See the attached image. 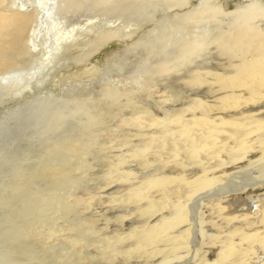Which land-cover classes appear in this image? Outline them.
Wrapping results in <instances>:
<instances>
[{"label": "rangeland", "instance_id": "1", "mask_svg": "<svg viewBox=\"0 0 264 264\" xmlns=\"http://www.w3.org/2000/svg\"><path fill=\"white\" fill-rule=\"evenodd\" d=\"M25 1L37 6L38 0ZM46 1L44 10L39 7L40 20L34 25L33 33L40 55L26 72L19 70L0 79V264H37L38 258L42 264H157L165 257L173 260L193 251L188 257L191 261L185 263L191 264L196 251L205 243L199 242L191 250L193 221L189 207L177 212L182 221L167 232L170 237L178 236L189 228L188 248L167 257L172 242L157 241L150 247L151 251L147 249L149 254L123 258L118 253L133 244L134 238L127 239L132 229L152 225L162 216L170 218L172 209L184 200L183 186L174 182L167 193L160 188L142 187L151 175L161 178L181 168L174 166L167 152L148 143L155 129L125 125L124 120L138 115L142 109L154 113L153 101L161 95L168 96L177 105L185 102V95H219L214 87L192 86L189 80L191 71L198 67L217 72L225 70L221 69L224 58H219L217 49L209 42L214 35L212 23L203 21L194 25L176 18L195 9L200 0H190L189 5L180 9L166 8L164 0H117L105 5L94 0L77 9L76 3L61 8V0ZM209 4L221 16L251 5L260 11L264 9V0H209ZM195 38L199 42L194 44ZM159 66L167 67L168 72L154 73ZM67 141L78 142L79 148L72 155L51 150L53 144L63 145ZM136 148L145 150V158L133 156ZM53 162L64 168L66 163L67 168L61 169L66 174L71 170L70 174L58 182L44 175L42 178V165ZM237 169L224 165L221 169L224 174L218 170L210 179ZM138 188H142L139 201L129 200L127 194ZM206 200L201 203L215 202ZM263 201L249 189L230 194L222 202L226 209L206 213L208 225L203 230L215 236L211 240L213 244L204 247L209 250V262H229V259L216 258L217 246L223 242L229 241L234 252L248 246L238 240L240 232L232 236L228 233L232 229L263 235V227L257 225L254 229L258 230L249 232L242 221L243 215H249L259 222ZM149 203L155 210L151 218L140 214ZM244 208L245 211H240ZM84 218H91L94 223L80 225ZM226 218L236 219L228 223ZM29 226L33 228V237L23 232ZM200 230L199 227L198 234ZM107 237L124 240L107 249L117 248L110 262L103 261L100 255ZM68 238L79 241L74 244L75 249L66 242ZM250 246L257 253L246 256L244 264H263L264 254L257 250L255 243ZM29 248L32 253L36 251L35 256L30 255ZM157 250L161 253L156 255Z\"/></svg>", "mask_w": 264, "mask_h": 264}, {"label": "bare ground", "instance_id": "2", "mask_svg": "<svg viewBox=\"0 0 264 264\" xmlns=\"http://www.w3.org/2000/svg\"><path fill=\"white\" fill-rule=\"evenodd\" d=\"M92 1L94 0H61V8L70 7L75 3L76 9L82 8ZM99 1L105 5L109 2L115 3L117 0ZM189 2L190 0H164L165 7L169 9L175 7L180 9L189 5ZM47 4L46 0H38L37 6L31 5L30 2L25 0H0V79H4L19 70H21V72H26L25 70L29 69L36 57L40 55V49H37L33 42L34 25L40 20L39 9L41 8L44 10ZM118 6L120 7L121 5ZM25 7V10H20V8ZM118 9L119 8H117V10ZM176 18L194 25L203 21L212 23L214 35L211 37V40L209 39V42L217 49L218 53L216 54L219 58H224L225 62L222 64L221 69L225 70L223 72H217L212 69L209 71L208 69L206 70L198 67L191 71L189 80L190 84L196 87L210 85L214 87L215 92L219 95H198V93L197 95H185L183 97L185 102H181L178 105L174 104L168 96L161 95L156 97L153 101L154 113L148 111V109H142L140 113L137 112L138 115H130V118L124 120L125 125L136 124L144 127V129L146 128V130L147 128L155 129L156 132L154 131L155 133H151L152 135L149 136L148 143L157 145L161 152L162 150L167 152V157L175 164L174 166L177 167V169L181 168L180 171H173L161 178H153L154 176L152 177L151 175L150 179H146L142 184V187L160 188L163 192L167 193V191L171 189V183L174 182L183 186L184 200L183 203L178 206L179 208L174 207L172 209L170 218L162 216L159 221H156L152 225H142L132 229L127 239L134 238L133 244L130 245L127 250L120 251L118 254L123 256V258H127L128 255L145 254L148 253L147 249H150L155 242L161 241L172 242L168 254L165 255L168 257V255L175 251L188 248V240L192 230L190 241L191 250H193L194 245L199 242L205 244L202 245L203 247L201 246V250L199 248V250L196 251L191 264H214V262H209L207 260V252L209 250H204L205 246L213 244L211 240L215 237L214 234H207L206 231L203 230V227L208 225V221L205 220L206 213L210 212L212 209H216L219 212L226 209L222 206V202H224L230 194L236 195L249 189L254 191L256 196L261 198V200L262 198L264 199V9L260 11L254 5H251L247 6L245 10H237L228 16H221L218 11L210 6L209 0H200L195 9L181 16L179 14ZM209 36L211 35L209 34ZM198 42V38L193 39L194 44ZM190 69L193 68L190 67ZM168 70L169 69L165 66H159L155 69L154 73L166 74ZM21 72L18 74H21ZM177 96L179 97V95ZM157 115H162L163 118H159ZM55 117L57 116L55 115ZM47 120L45 119L46 122ZM137 129L140 130L139 127ZM64 142L63 145L53 144L54 149H50L56 153L60 151L67 155H72L79 148L78 142ZM140 144H143V142ZM146 145L147 144H145L144 149L147 147ZM141 148H143V146ZM144 149L136 148L133 150V156L138 159L143 158V156L145 158ZM47 151L46 149V152ZM178 151H181L180 157H178ZM55 152H53V154H55ZM53 157H56V155ZM57 158L58 156L56 159ZM118 160L117 162H119ZM211 162L213 165H209ZM224 165L232 166L233 168L237 167L238 169L222 177L217 176V178L212 177L210 179V176H214L215 172L218 170L220 173L224 174L221 170ZM61 168L64 167L60 166L59 163L53 162V164L42 165L41 170L38 169L36 173L40 170V174H42L41 177L44 175L53 182H58L60 178L66 174ZM66 168L65 163L64 169ZM69 171L71 170L67 171L68 174H70ZM68 174H66V176ZM212 179L213 181H211ZM232 187H235V189H233L234 191L228 192L227 190H230L229 188ZM141 189L142 188H138L136 191H132L129 194L126 192L127 198L129 200L134 199L136 202L139 201V197L141 198V196H139V191H141ZM204 199H211V201L215 200V202L211 204L208 202L201 203ZM261 205L259 222L256 223L251 219L252 216L250 217L249 215H243L242 221L249 228V232L258 230L254 229L255 226L263 227V235L246 233L240 228H234L231 231L228 230L231 236L236 232H240L238 240L240 242H246L248 246L239 248V250L234 252L232 250L233 246L229 241L227 243L223 242L217 246L218 252L216 253V258L218 260L229 259L227 264H240L244 261L246 256H252L257 253L254 251V248L250 246L253 243L257 245V250L264 254V201ZM186 207H189L190 219L193 221L191 230L188 228L180 232L178 236L170 237L167 233L168 230L179 226L182 221L177 212L185 210ZM60 209H62V207ZM71 210L72 209H70V211ZM200 210L202 211L199 212ZM245 210V208L240 209V211ZM140 214L142 216H149L148 218L153 217L155 210L152 209L151 203H149L146 208L140 210ZM233 219L236 218H226L225 221L230 223ZM64 222H66V220ZM93 223V219L84 218L80 222V225L91 226ZM121 223L123 222L121 221ZM41 227L43 228V226H39V228ZM199 227L201 230L198 234ZM31 229H33L31 226L24 227L23 232L27 234V236L33 237L35 234L31 232ZM52 232L54 233V231ZM104 235L108 236L109 233ZM80 237L81 236H79V238ZM69 238L66 242L68 241L69 246L72 244L71 248L73 250L75 249L74 244H78L79 241ZM104 238L105 236L103 239ZM104 242L105 248L104 250H99L100 255L103 261L110 262L112 261V257L116 256H112L111 254H115L117 248L110 249L109 251L107 249L117 243H123L124 240L123 238L116 239L114 237H107ZM45 244L46 243H44V246ZM36 247L38 248V246ZM211 248H214V245H212ZM85 249L88 250L89 248L87 249L86 247ZM149 251H151V249ZM34 252L32 253L31 251L29 253L35 256ZM192 252H188V255L184 257L177 256V258L173 260H168L165 257L162 260L160 259L161 261L157 264H185L191 261V258L189 259L188 257L193 255ZM159 253H161L159 250L155 252L156 255ZM77 256L80 257V254ZM87 257L90 260V257ZM36 261L37 264L43 263L39 258ZM242 264H244V262Z\"/></svg>", "mask_w": 264, "mask_h": 264}, {"label": "water", "instance_id": "3", "mask_svg": "<svg viewBox=\"0 0 264 264\" xmlns=\"http://www.w3.org/2000/svg\"><path fill=\"white\" fill-rule=\"evenodd\" d=\"M230 190H227L228 192H233L234 190L233 189H235V187H232V188H229Z\"/></svg>", "mask_w": 264, "mask_h": 264}]
</instances>
